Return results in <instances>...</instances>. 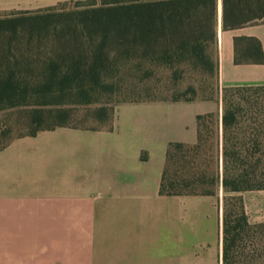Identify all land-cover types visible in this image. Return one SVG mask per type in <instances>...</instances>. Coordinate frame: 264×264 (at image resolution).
<instances>
[{
	"label": "trees",
	"instance_id": "1",
	"mask_svg": "<svg viewBox=\"0 0 264 264\" xmlns=\"http://www.w3.org/2000/svg\"><path fill=\"white\" fill-rule=\"evenodd\" d=\"M217 21V0H101L99 6L71 11L0 16V112L16 111L13 121L0 124V138L14 128L20 131L0 150L43 131L85 128L70 123L75 106L101 104L95 116L110 128L119 103H102V97L120 92L126 81L150 79L159 69L169 70L173 80L187 69L217 83ZM259 22H264V0H223L224 30ZM235 62L263 64L260 42L236 38ZM138 83L129 84L134 93ZM223 90L221 119L215 113L199 115L197 143L169 145L160 191L165 196H214L209 187L221 183L223 264H264V224H251L236 197L264 190V95L252 86ZM189 93L197 92L190 87L163 100L124 102L194 101ZM208 127L211 159L203 155ZM218 132L221 161L215 157Z\"/></svg>",
	"mask_w": 264,
	"mask_h": 264
},
{
	"label": "crops",
	"instance_id": "2",
	"mask_svg": "<svg viewBox=\"0 0 264 264\" xmlns=\"http://www.w3.org/2000/svg\"><path fill=\"white\" fill-rule=\"evenodd\" d=\"M217 0L220 88L264 85L263 64H237ZM221 102L140 101L114 108L110 128L61 127L0 150V264H223V200L161 195L171 143L194 145L197 117Z\"/></svg>",
	"mask_w": 264,
	"mask_h": 264
},
{
	"label": "rangeland",
	"instance_id": "3",
	"mask_svg": "<svg viewBox=\"0 0 264 264\" xmlns=\"http://www.w3.org/2000/svg\"><path fill=\"white\" fill-rule=\"evenodd\" d=\"M87 4H96L99 6L101 0H0V16H6L15 13H25V12H39L47 9H57L64 11H71L77 8H81ZM220 19L217 21V26ZM185 75L180 79L173 80L171 78V72L169 70L159 69L156 71L154 77L146 79L143 82H132V80L126 81L125 87L123 89L114 93L113 95H104L102 97V103H108L109 105H116L125 103L124 101L145 99V97H152L158 99H167L174 93L186 92L190 87L196 89V95L193 93L187 94L188 98L195 97L194 101H205V102H221L223 97V89L219 85V77L217 74V83L214 82L209 76L199 73L185 70ZM131 83H138L137 86L140 88L137 93H134L131 89ZM256 93L264 95V85H253L252 86ZM227 88V87H226ZM141 90V91H140ZM253 91V93H255ZM251 94V93H250ZM213 98V100H205L206 98ZM101 105V104H100ZM99 104H93L90 106H75V114L73 119L70 121L72 126L75 127H85L89 129H105L108 127L107 123L99 120L95 116V111L100 106ZM218 114V113H216ZM219 115V114H218ZM16 111H5L0 112V124H7L15 119ZM248 115L244 118L245 124L248 125ZM9 124V123H8ZM13 123H10V126ZM209 124H207L208 126ZM5 126V125H4ZM16 126V125H15ZM4 128V127H3ZM9 129H5L7 131ZM210 127L205 130V140H207L206 153L203 154L204 158L211 159L214 156L210 152V145H212L213 139H211V134L209 132ZM23 133V132H21ZM20 134L16 128L7 135L0 138V147L7 143L10 138L16 137ZM219 154L217 160L221 159V132H218ZM209 151L207 152V150ZM221 161V160H220ZM219 161V162H220ZM220 164V163H219ZM221 172V168L219 167ZM209 189L214 192L213 197H221L224 201V191L221 183L217 185L210 186ZM234 194H231L233 196ZM236 197L241 200L244 207V211L249 219V222L253 225L264 224V190L258 191H247L236 194ZM238 204V202H236ZM240 206V204H239ZM240 211V210H239Z\"/></svg>",
	"mask_w": 264,
	"mask_h": 264
}]
</instances>
